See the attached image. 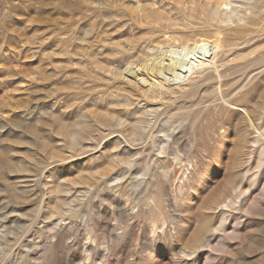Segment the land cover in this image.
Segmentation results:
<instances>
[{
  "label": "rangeland",
  "instance_id": "rangeland-1",
  "mask_svg": "<svg viewBox=\"0 0 264 264\" xmlns=\"http://www.w3.org/2000/svg\"><path fill=\"white\" fill-rule=\"evenodd\" d=\"M0 264H264V0H0Z\"/></svg>",
  "mask_w": 264,
  "mask_h": 264
},
{
  "label": "bare ground",
  "instance_id": "bare-ground-1",
  "mask_svg": "<svg viewBox=\"0 0 264 264\" xmlns=\"http://www.w3.org/2000/svg\"><path fill=\"white\" fill-rule=\"evenodd\" d=\"M221 4L222 2L218 3L219 6ZM175 46H179L178 48L181 50L182 55L180 57L168 55L171 56L168 58L167 54L164 53V55L150 59V61L146 59V61L140 63L136 70L130 69L131 67H128L129 69L125 68L126 72L130 74L136 84L148 86L153 83L150 80L151 78L157 81L160 79L164 82L168 81V84L170 81L180 79L182 73L185 76V73L188 74L194 69L202 68L205 70L211 67L216 68V49H219L222 43L217 36H214L211 40L209 36L200 34L191 39H183L179 45ZM175 46L172 45L169 51L177 49ZM197 54H200V57L196 56ZM193 56L197 58L192 60ZM168 75L170 77H167ZM171 77L172 79H170ZM221 99L226 105H235L228 96H223ZM243 113L247 119L252 120V116L247 108L243 107Z\"/></svg>",
  "mask_w": 264,
  "mask_h": 264
}]
</instances>
